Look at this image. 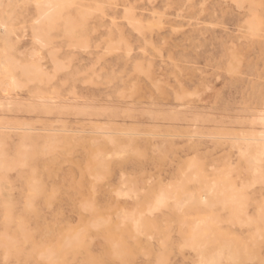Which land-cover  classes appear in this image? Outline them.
Returning <instances> with one entry per match:
<instances>
[{
  "label": "rangeland",
  "instance_id": "obj_1",
  "mask_svg": "<svg viewBox=\"0 0 264 264\" xmlns=\"http://www.w3.org/2000/svg\"><path fill=\"white\" fill-rule=\"evenodd\" d=\"M262 118V0H0V264H261Z\"/></svg>",
  "mask_w": 264,
  "mask_h": 264
},
{
  "label": "snow or ice",
  "instance_id": "obj_2",
  "mask_svg": "<svg viewBox=\"0 0 264 264\" xmlns=\"http://www.w3.org/2000/svg\"><path fill=\"white\" fill-rule=\"evenodd\" d=\"M39 5H37L38 7ZM238 7H247V5H242V4H238ZM262 7H264V0H262ZM262 124H264V118H262L261 121ZM262 135H264V128H262ZM264 211V210H262ZM9 264H12V262H9ZM20 264H34V262L32 260H28V261H21ZM65 264H70V262H65ZM88 264H112V262L110 261H105V260H91L88 262ZM221 264H223V262H221ZM261 264H264V261L261 262Z\"/></svg>",
  "mask_w": 264,
  "mask_h": 264
},
{
  "label": "bare ground",
  "instance_id": "obj_3",
  "mask_svg": "<svg viewBox=\"0 0 264 264\" xmlns=\"http://www.w3.org/2000/svg\"><path fill=\"white\" fill-rule=\"evenodd\" d=\"M4 69V68H3ZM6 70V69H5ZM7 74H9V73H7ZM12 77V76H11ZM14 83V82H13ZM14 86V85H13ZM13 88V87H12ZM28 130V129H27ZM263 143V142H262ZM112 145V144H111ZM23 148H25V147H23ZM263 148V147H262ZM3 152V151H2ZM262 153V152H261ZM3 154V153H2ZM263 154V153H262ZM1 155V154H0ZM25 155V154H24ZM244 155V154H243ZM2 156V155H1ZM24 157V156H23ZM26 157V156H25ZM3 163H1V165H2ZM99 167V166H98ZM254 168V167H253ZM255 170V169H254ZM253 170V171H254ZM228 188H229V186H228ZM161 196V195H160ZM161 201V200H160ZM237 211V210H236ZM236 213V212H235ZM198 228V227H197ZM257 233V232H256ZM228 245V244H227ZM229 250V249H228ZM227 250V251H228ZM233 250V249H232ZM52 253V252H51ZM221 252L219 251V254H220ZM240 253V252H239ZM221 255H223V254H221ZM218 256V258H219V255H217ZM211 258V257H210ZM236 258V257H235ZM213 259V258H212ZM211 260V259H210ZM209 260V261H210ZM225 260V259H224ZM215 261V260H214ZM207 262V261H206ZM210 262H212V261H210ZM224 263V262H223ZM215 264V263H214ZM220 264V263H219Z\"/></svg>",
  "mask_w": 264,
  "mask_h": 264
}]
</instances>
